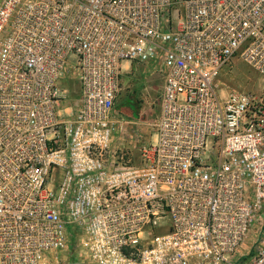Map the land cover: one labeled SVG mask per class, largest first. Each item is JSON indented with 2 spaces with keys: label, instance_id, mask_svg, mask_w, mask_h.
<instances>
[{
  "label": "built area",
  "instance_id": "1",
  "mask_svg": "<svg viewBox=\"0 0 264 264\" xmlns=\"http://www.w3.org/2000/svg\"><path fill=\"white\" fill-rule=\"evenodd\" d=\"M0 264H264V0H0Z\"/></svg>",
  "mask_w": 264,
  "mask_h": 264
},
{
  "label": "rangeland",
  "instance_id": "2",
  "mask_svg": "<svg viewBox=\"0 0 264 264\" xmlns=\"http://www.w3.org/2000/svg\"><path fill=\"white\" fill-rule=\"evenodd\" d=\"M241 65L243 66V68H245L246 70H248V66H246L245 64L241 63ZM241 71V72H240ZM140 72H142L141 68L137 71V75L133 76L134 79L140 80L141 79V75L139 74ZM146 75V73L144 74ZM251 78H253V75H248V72L245 71L244 69H240L239 71H237L236 73H233L232 71H226V75L224 74V76L222 77V80H226L229 82L230 86L233 88L234 85L237 88H246L247 85L251 87ZM146 83V88L147 90L144 92L145 95H147L148 100L150 101L149 104L144 105V101L143 103H141V101H139V97L138 95H132L130 98L131 102H134L136 104V108H133V113L131 115V118L133 120H145L148 122H151L153 119H155L157 113H158V88H159V84L160 81L156 80L155 77H149L147 76L145 79H141ZM64 86H68L70 89V95H71V100H74L75 98H77L79 96V84L76 80L74 79H65V81H63ZM135 89L139 92L142 90V86H134ZM153 100V102L150 100ZM127 105V106H126ZM129 107L130 105H128V103H126L124 106L122 107ZM140 116V117H139ZM134 131H139L140 135L143 136V138L148 139L149 138V131L146 128H139V127H135L133 128ZM140 145V144H139Z\"/></svg>",
  "mask_w": 264,
  "mask_h": 264
},
{
  "label": "crops",
  "instance_id": "3",
  "mask_svg": "<svg viewBox=\"0 0 264 264\" xmlns=\"http://www.w3.org/2000/svg\"><path fill=\"white\" fill-rule=\"evenodd\" d=\"M131 101H128L127 103H128V105H130L132 108H134L135 106L134 105H132L131 103H130ZM125 105V104H124ZM123 105V106H124ZM127 106V105H126ZM122 107V106H119V110H120V112L121 113H123L125 116H127V117H129V118H131V115H132V111H133V109H130L129 107ZM125 109H129V111H130V113H124L123 111L125 110ZM133 128H135V126H131L130 127V130L132 131V130H134ZM114 143L116 144V139H114Z\"/></svg>",
  "mask_w": 264,
  "mask_h": 264
},
{
  "label": "trees",
  "instance_id": "4",
  "mask_svg": "<svg viewBox=\"0 0 264 264\" xmlns=\"http://www.w3.org/2000/svg\"><path fill=\"white\" fill-rule=\"evenodd\" d=\"M130 103H131L132 105H134L135 108H136V104H135L134 102H130ZM129 108H130V109H133L131 106H129ZM123 112H124V113H130L129 109H125Z\"/></svg>",
  "mask_w": 264,
  "mask_h": 264
}]
</instances>
